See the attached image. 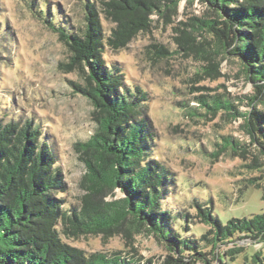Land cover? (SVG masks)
I'll list each match as a JSON object with an SVG mask.
<instances>
[{"label":"trees","instance_id":"1","mask_svg":"<svg viewBox=\"0 0 264 264\" xmlns=\"http://www.w3.org/2000/svg\"><path fill=\"white\" fill-rule=\"evenodd\" d=\"M181 1L101 0L102 12L118 23L108 37L91 2L84 30L67 32L49 23L71 53L60 69L82 74L86 84L76 83L75 88L94 106L96 131L74 145L86 168L87 192L79 207L64 206L63 198L56 196L66 188L63 173L50 146L41 141L39 127L29 119L5 122L0 118V264H141L131 250L88 254L63 240V236H112L122 228L130 236L155 235L167 242L168 250L180 254L179 259L168 257L162 264H230L243 252L239 241L264 244V213L224 223L198 200L194 201V216L179 213L185 218L181 226L188 233L177 230V214L163 206L171 190L169 182L175 178L150 156L153 131L147 119L146 96L133 94L125 88L123 74H114L107 67L106 45L126 47L141 30L149 28L150 14L175 11ZM200 1L212 8L215 17H193L185 24L190 27H186L190 31L187 48L200 51L208 61L196 75L221 77L222 62L231 59L238 62L240 74L254 87L252 94L245 96L246 102L241 101L248 105L247 110H240L238 103L224 94L195 97L206 113L224 111L230 121L243 119L248 145L257 151L248 157V145L225 135L211 155L219 157L231 149L248 161L243 167L259 171L264 168V0ZM179 42L183 45L182 39ZM150 47L169 51L162 44ZM198 110L190 106L189 113ZM258 179H250L245 187L259 186ZM116 189L124 195L105 200L114 196ZM191 219L194 224L208 226L198 238L189 233ZM229 244L232 246L225 251L219 250ZM245 259L244 264H264L261 251L251 260Z\"/></svg>","mask_w":264,"mask_h":264},{"label":"rangeland","instance_id":"2","mask_svg":"<svg viewBox=\"0 0 264 264\" xmlns=\"http://www.w3.org/2000/svg\"><path fill=\"white\" fill-rule=\"evenodd\" d=\"M89 2L95 3L104 36H111L118 23L102 12L101 0H0V118L5 122L29 119L39 127L41 141L50 146L57 157L56 166L62 170L66 188L56 196L63 198L66 207H79L87 192L86 168L74 145L88 140L98 124L92 102L74 85L86 84L82 74L60 69V63L69 61L71 53L50 24L67 32L84 30ZM204 16L215 17L207 3L182 0L175 11L150 14L149 28L141 30L126 47L106 45L104 55L108 69L123 74L125 88L146 96L144 104L153 131L150 156L175 178L169 182L171 190L163 206L177 214L175 225L181 233L185 231L181 226L185 218L179 213L194 216L195 200L212 208L224 223L264 213V168L251 171L243 167L248 161L231 149L219 157L211 155L222 136L232 135L246 145L250 137L243 119L230 121L224 111L206 113L195 97L224 94L238 103L240 110H247L248 105L241 101L246 102L245 96L252 94L254 87L240 74L238 62L231 59L222 62L221 77L196 75L208 61L200 51L187 48L190 31L186 27H190L185 24L193 17ZM153 44H162L169 51L158 52L150 47ZM190 106L200 111L191 115ZM247 148L248 157L257 152L254 145ZM255 177L259 186L245 187ZM122 196L123 192L116 189L115 195L105 200ZM189 225V233L197 238L208 229L192 219ZM63 240L88 254L131 250L141 264L180 258L179 253L167 249L166 241L147 233L130 236L126 228L112 236H63ZM239 245L243 252L230 264H244L245 258L251 260L256 251L264 256L262 243L246 239ZM230 246L223 245L219 250Z\"/></svg>","mask_w":264,"mask_h":264},{"label":"water","instance_id":"3","mask_svg":"<svg viewBox=\"0 0 264 264\" xmlns=\"http://www.w3.org/2000/svg\"><path fill=\"white\" fill-rule=\"evenodd\" d=\"M123 195H124V193H123Z\"/></svg>","mask_w":264,"mask_h":264}]
</instances>
